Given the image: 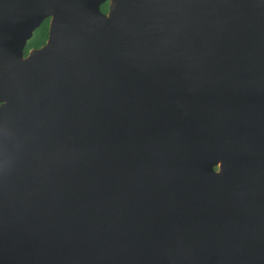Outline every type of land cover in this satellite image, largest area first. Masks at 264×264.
Wrapping results in <instances>:
<instances>
[{"label": "water", "instance_id": "water-1", "mask_svg": "<svg viewBox=\"0 0 264 264\" xmlns=\"http://www.w3.org/2000/svg\"><path fill=\"white\" fill-rule=\"evenodd\" d=\"M103 1L0 0V264H264V0Z\"/></svg>", "mask_w": 264, "mask_h": 264}, {"label": "trees", "instance_id": "trees-1", "mask_svg": "<svg viewBox=\"0 0 264 264\" xmlns=\"http://www.w3.org/2000/svg\"><path fill=\"white\" fill-rule=\"evenodd\" d=\"M103 9H106V3L102 4ZM48 24H47V20L44 21V23H42L34 32V34L32 35V37H30V39L27 41V44L24 48L23 53L26 54L27 53V49L30 46H38L42 43H44L46 37H47V33H48Z\"/></svg>", "mask_w": 264, "mask_h": 264}, {"label": "flooded vegetation", "instance_id": "flooded-vegetation-1", "mask_svg": "<svg viewBox=\"0 0 264 264\" xmlns=\"http://www.w3.org/2000/svg\"><path fill=\"white\" fill-rule=\"evenodd\" d=\"M109 1H110V0H104V1L100 4V9H101L103 12H107V11H108ZM105 3H106V9H103L102 4H105ZM46 20H47V24H48V27H47V29H48V33H47V37H46L44 43L46 42V40H47V38H48V35H49V25H50V21H51V14H45V15L42 16V18L40 19V21L38 22V24L32 29L31 35L29 36V38L27 39V41L30 39V37H32V35H33L34 32L36 31V29H37L42 23H44V21H46ZM27 41H26V43H25V45H24V48H25V46H26V44H27ZM44 43H42V44H44ZM42 44H40V45H38V46H30V47L27 49V53H28L29 49L40 47ZM24 48H23V51H24ZM27 53H26V54H27ZM23 54H24V53H23ZM26 54H24V55H26Z\"/></svg>", "mask_w": 264, "mask_h": 264}]
</instances>
